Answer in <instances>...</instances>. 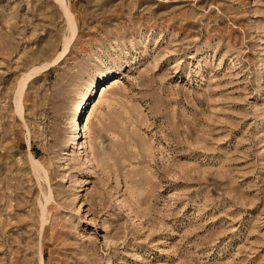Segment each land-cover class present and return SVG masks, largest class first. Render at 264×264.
Listing matches in <instances>:
<instances>
[{
	"label": "rangeland",
	"instance_id": "374dc122",
	"mask_svg": "<svg viewBox=\"0 0 264 264\" xmlns=\"http://www.w3.org/2000/svg\"><path fill=\"white\" fill-rule=\"evenodd\" d=\"M0 264H264V0H0Z\"/></svg>",
	"mask_w": 264,
	"mask_h": 264
},
{
	"label": "bare ground",
	"instance_id": "6f19581e",
	"mask_svg": "<svg viewBox=\"0 0 264 264\" xmlns=\"http://www.w3.org/2000/svg\"><path fill=\"white\" fill-rule=\"evenodd\" d=\"M97 83V80L95 78H92L84 87L82 91H80L78 98L75 100V102L72 104L70 111H71V118L76 119L77 117V111L80 109L82 105H85L86 100L88 97L92 94L93 88H95ZM73 109V111H72ZM75 121V120H73Z\"/></svg>",
	"mask_w": 264,
	"mask_h": 264
}]
</instances>
